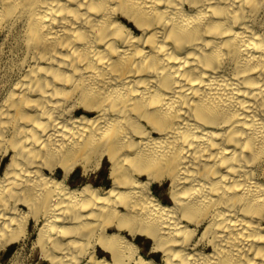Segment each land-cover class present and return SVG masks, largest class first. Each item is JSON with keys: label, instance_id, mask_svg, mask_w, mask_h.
I'll return each mask as SVG.
<instances>
[{"label": "bare ground", "instance_id": "obj_1", "mask_svg": "<svg viewBox=\"0 0 264 264\" xmlns=\"http://www.w3.org/2000/svg\"><path fill=\"white\" fill-rule=\"evenodd\" d=\"M6 47L0 253L264 264V0H0Z\"/></svg>", "mask_w": 264, "mask_h": 264}, {"label": "rangeland", "instance_id": "obj_2", "mask_svg": "<svg viewBox=\"0 0 264 264\" xmlns=\"http://www.w3.org/2000/svg\"><path fill=\"white\" fill-rule=\"evenodd\" d=\"M12 45V43H10ZM7 50L6 47L4 49V53L0 57V84H2L6 79L9 77L6 75V66L4 65V61L7 59ZM3 166V165H2ZM57 175H61V171L57 170ZM70 183L71 186H77L81 185L83 181H90L92 184L96 186H102V187H108L110 185V180L108 179V163L106 160L103 161L102 165L100 166V169L93 172L91 171L86 177H83L81 175V169L76 168L75 172L70 176ZM154 191L156 192L157 197L164 200V202H169V196H168V186L167 183L164 185L157 187L154 186ZM30 233L31 236L28 241L24 243H16L11 245L6 251L0 253V261L6 262L9 258L13 257L15 259V264H36L38 261V253L35 252L33 255H31V249L32 248V241L35 238L36 230L32 227V222L30 225ZM136 244L140 247V249L149 256V258H154L155 260L159 259V254L151 252V241L148 239H145L143 237L138 236L135 240ZM103 255L109 256L106 253H103ZM148 258V257H147Z\"/></svg>", "mask_w": 264, "mask_h": 264}]
</instances>
